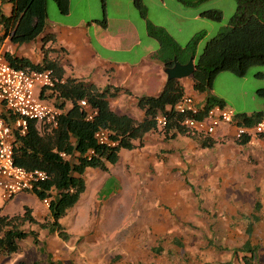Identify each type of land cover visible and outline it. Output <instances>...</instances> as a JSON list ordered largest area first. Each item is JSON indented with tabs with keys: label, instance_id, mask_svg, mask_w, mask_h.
<instances>
[{
	"label": "rangeland",
	"instance_id": "374dc122",
	"mask_svg": "<svg viewBox=\"0 0 264 264\" xmlns=\"http://www.w3.org/2000/svg\"><path fill=\"white\" fill-rule=\"evenodd\" d=\"M179 1L163 0L162 2L165 3L163 7L161 0H139L144 12L142 15L135 8L132 0H72L69 6L70 15L66 17L60 13L52 0H47L46 13L50 24L76 26L80 22H84L85 25L92 19L104 23L102 25L106 29L89 28L90 44L103 59H108L119 66L126 68L128 65L139 64L144 58H147L148 47H151L152 51L159 50V43L149 36L150 28L165 30L164 32L182 49L194 37L200 36L191 57L196 63L206 44L227 28L235 13L236 4L234 0H204L202 2L197 0L195 6L188 7ZM208 11L219 12L221 21L214 22L200 17V14ZM194 16H196L195 20ZM125 20L133 24L135 33L125 39L117 38L115 35L123 29L121 27L127 23ZM45 38L43 37V40H38L36 43L34 40L24 45H18L19 53L28 58L30 56L26 53L34 52L38 48L42 52V47L46 44ZM105 39H115V47L113 49L104 47L102 41ZM49 48L58 52V54L50 53L51 57L60 61L63 59L59 55L62 53L60 48L51 45L47 47V50ZM69 51L71 52V49ZM39 64H42V61ZM81 70L86 72V69L81 68ZM139 70L141 69L139 68ZM119 73L123 74L122 69ZM135 73L129 77L121 76L115 80L118 81L117 85L121 81L123 82L122 87H126V89L137 88L140 85L135 84L134 81L129 86L127 84L124 86L127 79L137 78ZM180 82L185 91L190 92V96L194 97L191 93L194 92L191 89V79L184 78ZM259 89H264V66H251L246 75L240 78L229 72L218 73L212 82L211 94L222 101L224 107L232 110L234 114L242 115L243 113L259 112L263 109L264 101L256 95V91ZM202 99L200 98V100ZM110 103L115 113H127L133 116L139 114L135 109L133 93L130 96L125 95L116 100L112 99ZM167 137H164L162 129H157L145 137L142 147L130 150L122 149L118 164L110 169L111 172L119 176V178L117 177L118 181L113 178L106 183L103 192L100 193L99 201L106 202L110 199L114 202L118 197L127 196L129 204L134 209L142 205H151L155 211L152 214L158 219L155 221L145 219L149 225H153L159 220L167 227L169 225L175 227L179 222L188 226L195 224L198 226L197 228H206L202 244L210 241L209 245H214L212 241L218 239V237H214L218 235L217 227H222V224L226 223L225 220L230 221L228 223H238L234 217H229L231 214L224 211H212L205 215L201 212L197 215V219L200 221L191 222L182 221L180 216L183 211L188 214L190 209L195 208L198 203L204 207L203 211L217 210L216 207L233 205L249 210L255 202L261 204L263 201L264 203V138H248L246 144L238 145L233 136L230 140L228 134L225 136L216 135L213 139L217 141V144L212 149L203 150L191 137L179 135L173 140ZM95 173L99 174L96 171ZM86 178L89 182H86V191L82 195L84 201H88L91 197L95 182V177L90 173L85 175ZM116 188L118 194L108 196ZM21 195L16 194L7 201L0 197L2 209L12 207L5 210L8 212L6 218L23 231H41L39 229L41 223L36 221L41 220L44 216V211L41 213L44 208L41 200L36 201L37 205L41 207L39 210L34 206V196ZM25 199L28 204H24L25 206L23 205L20 211L19 204ZM12 200L13 202H11ZM135 216L142 215L135 213ZM141 223L144 222L141 221ZM90 232L92 233L90 236L95 235L94 230ZM122 235L125 236V234ZM80 243L76 238L72 241L71 246L67 243L63 244L57 239H50L49 246L52 247L53 252L50 264L58 262L60 264H77L76 258L81 255L72 253L78 251V248L81 247ZM190 245L192 248L199 249L201 243L199 245L194 241ZM41 246V244L35 246L31 238L20 242L21 255L20 257L14 256L18 258L16 264H49L48 261L44 263L41 259L44 258V255L39 252ZM106 247L112 249V245ZM186 247L188 250V244ZM11 256L5 257L11 258Z\"/></svg>",
	"mask_w": 264,
	"mask_h": 264
},
{
	"label": "trees",
	"instance_id": "16d2710c",
	"mask_svg": "<svg viewBox=\"0 0 264 264\" xmlns=\"http://www.w3.org/2000/svg\"><path fill=\"white\" fill-rule=\"evenodd\" d=\"M61 14L68 12V0H52ZM136 9L143 15L139 0H132ZM204 0H198L202 2ZM236 10L227 28L212 38L205 46L202 54L194 63V72L189 77L191 89L198 95H205L201 100L204 110L213 106H224L215 96L211 95L212 82L220 72H229L236 77H244L251 66H264V0H234ZM191 7L197 0H180ZM11 4L12 13L5 16L2 5ZM47 0H0V48L5 40L12 44H27L40 36L46 27ZM214 22L221 21L219 12L208 11L200 14ZM104 24V23H102ZM160 28H150L149 36L159 43V50L153 56L164 68H171L175 58L185 64L194 54L200 36L194 37L185 48L177 44ZM6 61L14 68L28 71L50 70L62 77L61 69L55 62H42L34 65L28 60L14 58L4 54ZM124 89L106 86L99 91L91 84H84L76 79L65 78L63 84L56 85L47 91V99L64 112L60 113L57 125L41 135L31 125L25 136L14 132L13 156L14 163L28 171L41 170L48 174V180L39 185L31 194L39 200L49 197L48 218L39 225V229L48 235H56L68 241L69 235L59 223L66 212L73 208L85 191L84 174L87 169L107 171L108 166L115 165L122 149L140 148L146 134L157 130L156 118L166 117V125L162 129L165 137L176 134L191 137L203 150L212 149L217 141L211 137L192 136L181 126L183 116L175 113L172 108L184 95L185 89L180 80H167L157 96H141L136 100V107L143 113L137 122L127 115L115 114L109 99L123 93ZM127 94V92H124ZM256 95L264 101V89L256 91ZM41 98H45L41 93ZM85 100L97 114L91 121L86 120V112L79 102ZM69 108L66 109V105ZM66 110V111H65ZM238 124L251 127L264 120L263 109L250 115H235ZM199 119V117H197ZM104 130L108 140L114 145L99 144L95 133ZM263 138V137H260ZM244 145L247 137L235 140ZM137 143V144H135ZM63 155V156H61ZM198 203V209H200ZM261 209L260 202H255L253 213L248 221L246 234L252 233L253 224L259 219L255 213ZM31 238L35 246L40 244L37 231H23L15 227L6 218L0 216V256H10L20 252L19 243ZM255 248L246 242L241 248L233 250L234 254H242L243 264H257ZM39 252L46 256L50 264L51 256L44 245ZM57 264H60L59 262Z\"/></svg>",
	"mask_w": 264,
	"mask_h": 264
},
{
	"label": "crops",
	"instance_id": "0c3cea01",
	"mask_svg": "<svg viewBox=\"0 0 264 264\" xmlns=\"http://www.w3.org/2000/svg\"><path fill=\"white\" fill-rule=\"evenodd\" d=\"M162 1L163 0H161V2ZM71 2L72 0H68V12L63 14L66 17L70 15L69 6L71 5ZM161 5L164 7L165 3L162 2ZM2 11L5 16H10L12 13L11 4L7 3L2 5ZM195 19L196 16H194V20ZM125 22L127 23H124L121 27L123 29L116 33L115 36L117 38L125 39L129 36L131 37V35L135 33V27L133 24L129 23L128 20H125ZM50 23L51 22H49L47 19L44 32L35 40L36 43L38 40H43V37H46L44 40L46 44L42 47V52L40 48H38V51L36 50L34 52L32 51L30 53H26L30 56L26 58V56L24 57V55L19 53L20 51L18 50V44H12L9 40H5L0 48V56L4 57V54L7 52L14 58L28 60L34 65H39L41 61L55 62L61 69L62 77H58L53 72L52 73L56 78L63 80V83L65 82V78H71L76 79L77 81H80L84 84H91L99 91H102L106 86L124 89L123 93L114 98V100L120 96H130L131 93H133L135 109L139 113L136 116L128 115L127 113H115L112 110L110 103L112 99H109V106L115 114L127 115L133 120L140 122L143 118V113L136 107L137 98L141 96H157L167 81L166 74L164 72L166 68H164V66L153 57L156 51H152L151 47H148L146 59L144 58V60L135 66L128 65L125 68L115 64L112 61H109L108 59H103L90 44V39L88 36L89 28L93 27L95 30H98L99 27L106 29V27H103L100 21L92 19L85 25L84 22H80L76 26ZM49 45L60 48L62 53L59 55H61L63 58L61 61L59 59H54L49 55L50 53L58 54V52L54 51L52 48L47 50ZM102 45L104 47L113 49L115 47V39H105L102 41ZM70 49L71 52L69 51ZM65 62H67L69 65ZM120 67L123 74L119 73L121 71ZM81 68L84 70L86 69V72L82 71ZM139 68L141 70H139ZM133 73H135L137 78L132 80L127 79L124 83V86H126V84L129 86V84H132L133 81L135 84H139L140 86L131 90L126 89V87H122L123 85L121 84L123 82L121 81L119 82V85H117L118 81L115 80L121 76L127 75L126 77H129ZM47 91L48 90L46 89L37 88L36 94L40 100L55 107L52 103V100L47 99L46 96L49 94ZM124 92H127V94ZM41 93H43L45 98H41ZM185 93L190 95V92L185 91ZM191 93H193L195 98L197 97L196 100H200V98L204 99L205 95H197L195 92ZM68 108L69 105L67 104L66 109ZM63 113L64 112H62V114ZM250 114L252 113L246 115ZM235 115L237 114L235 113ZM31 125L36 128L40 135L44 131L50 130L49 127L40 124L31 123L29 127ZM225 131L231 140V138H233V130L225 129ZM225 131H219L217 136L226 135ZM147 135L149 134L144 136L143 141H145V137ZM177 136L179 135L176 134L174 137H171V134H168L167 138L173 140L176 139ZM117 164L118 162L115 165L108 166L107 171L105 172L97 169H87L85 171V191L86 182H89L87 178L85 179V175L89 173L95 177V182L93 184L94 191L88 201H84V196H82L85 193L84 191L77 204L73 208L69 209L65 216L60 219L59 223L69 235L68 241H63L56 235H48L47 231L44 230L37 232L40 244L44 245L46 252L50 254L51 257L53 252L52 247L49 246L50 239H57L61 243H67L69 246H71L72 241L76 238L81 242V247L78 248V251L71 253H79L81 255L80 257L76 258L78 261L77 264H243L242 254L238 253L236 255L233 253V250L239 249L246 242H249L250 246L256 249L255 258L257 264H264L263 201H261L260 212L255 213L259 220L253 224L252 233L250 236L246 234V227L248 221L251 220L245 219L244 215H247L250 219V214L253 213L254 205L249 210H245L244 208L233 205L216 207L217 210L211 211H203V206H200L201 210H199L198 205H196L195 208L193 207L190 209L188 214L183 211L180 217L184 222L196 221L198 220L197 215H199L201 212L207 215L208 213H212V211H224L229 213L231 214L229 217H234L236 222H238L228 223L230 221L225 220L226 223L222 224V227L216 228L218 235H215L214 237H218V239L216 241H212L214 245H209L211 243L210 241H207L206 243L203 242L202 244L203 236L206 233V228H197L198 226H195V224H190L189 226L183 225L180 222L177 223L175 227L170 225L167 227L162 222H159L160 220L156 221L153 225L146 223L145 219H149L150 221H155L158 219L152 214L155 211L153 210L154 207L151 205H142L134 209L133 206L129 204L127 196L122 198L118 197L116 200H114V202H112L110 199L106 201L107 203L104 202V200L99 201L100 193L103 192L106 183H108V181L112 180L113 178L117 179L118 181L119 176L110 170ZM95 171L99 174H96ZM116 190L117 188L114 190V192H110L108 196H116L118 194ZM22 195L32 194L23 193ZM34 200L35 208L40 210L41 207L36 203V201L40 200L37 197H35ZM11 202H13V200ZM27 202V199H25L19 204L20 211L22 210L24 204H28ZM11 208L12 207H9L8 209H2L0 207V216L6 217L8 212L5 210H9ZM44 208L41 210V213L44 211L43 218H40L41 220L35 219L36 221H39V223H43L44 220L49 217L48 209L46 208L47 210H43ZM135 213H141L142 216H135ZM141 221L144 223H141ZM128 228L129 230H127ZM91 230H94L95 235L90 236L92 234L90 232ZM122 234H125V236L123 237ZM194 241L199 245L201 243L199 249L190 247V244H193ZM187 244L188 250L186 247ZM107 245H112V249L107 248ZM16 255L20 257L21 249L20 252L13 254L11 258L0 256V264H16L18 261V258L14 257ZM41 259L45 263L46 256L44 255V258Z\"/></svg>",
	"mask_w": 264,
	"mask_h": 264
},
{
	"label": "built area",
	"instance_id": "2783aa9c",
	"mask_svg": "<svg viewBox=\"0 0 264 264\" xmlns=\"http://www.w3.org/2000/svg\"><path fill=\"white\" fill-rule=\"evenodd\" d=\"M62 83L63 80L56 78L50 70L16 69L0 56V197L3 200H10L16 194L32 193L48 180L46 172L28 171L14 163L13 135L16 132L19 136H25L31 123L49 128L57 125L61 112L40 100L36 90H50ZM79 105L85 110L87 121L97 114L85 100L80 101ZM169 109L184 117L181 126L192 136L213 138L219 131L230 129L235 140L244 137L264 138V120L251 127L241 126L232 110L218 105L204 110L201 100L190 95H184ZM156 122L157 129H163L167 120L159 115ZM95 139L99 144L114 145L104 130H98ZM41 203L48 209L49 197L42 199Z\"/></svg>",
	"mask_w": 264,
	"mask_h": 264
},
{
	"label": "water",
	"instance_id": "95a60500",
	"mask_svg": "<svg viewBox=\"0 0 264 264\" xmlns=\"http://www.w3.org/2000/svg\"><path fill=\"white\" fill-rule=\"evenodd\" d=\"M173 66L164 70L167 80H181L189 78L194 72L193 58H189L187 63L180 64L177 60L173 59Z\"/></svg>",
	"mask_w": 264,
	"mask_h": 264
},
{
	"label": "bare ground",
	"instance_id": "6f19581e",
	"mask_svg": "<svg viewBox=\"0 0 264 264\" xmlns=\"http://www.w3.org/2000/svg\"><path fill=\"white\" fill-rule=\"evenodd\" d=\"M61 112V111H60Z\"/></svg>",
	"mask_w": 264,
	"mask_h": 264
}]
</instances>
